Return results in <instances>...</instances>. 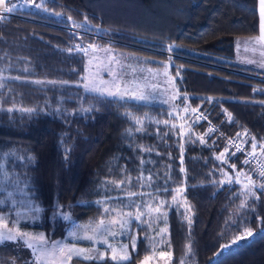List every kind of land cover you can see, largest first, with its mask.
Returning <instances> with one entry per match:
<instances>
[{
    "label": "trees",
    "instance_id": "16d2710c",
    "mask_svg": "<svg viewBox=\"0 0 264 264\" xmlns=\"http://www.w3.org/2000/svg\"><path fill=\"white\" fill-rule=\"evenodd\" d=\"M24 2L28 6L17 5L10 20L0 19V157L6 155L9 169L23 179L33 201L24 206L41 209L23 221L24 228L44 232L49 241L64 238L74 223L103 219L110 192L131 187L144 194L135 197L140 204L167 202L161 210L168 233L163 239L157 234L162 220L152 227L133 221L136 249L126 264L156 252L165 253L169 264H264V189L254 187L252 196L243 187L245 172L257 185L264 177L227 146L239 133L248 149L257 144L264 160V73L233 62L235 40L259 33L258 0H35L39 8ZM95 45L135 54L136 64L146 68L166 67L178 112L99 97L75 85L86 73L85 50ZM89 107L93 111H81ZM197 113L206 119L197 120ZM207 122L217 131L208 133ZM181 146L186 173L180 172ZM225 148L222 163L217 156ZM142 172L145 179L138 181ZM224 173L232 184L221 185ZM120 181L125 183L117 188ZM179 186L186 191L175 193ZM4 197L0 190V215L13 214L17 208ZM63 212L71 219L64 220ZM246 228L253 236L232 243ZM0 264H34V257L22 243L4 242Z\"/></svg>",
    "mask_w": 264,
    "mask_h": 264
},
{
    "label": "snow or ice",
    "instance_id": "6c2138e0",
    "mask_svg": "<svg viewBox=\"0 0 264 264\" xmlns=\"http://www.w3.org/2000/svg\"><path fill=\"white\" fill-rule=\"evenodd\" d=\"M32 3L35 5V7L39 8L41 5L35 4V0H32ZM17 5L16 4H9V0H0V12L3 13H13L16 11ZM259 10H260V36L258 38H253L257 39L258 42L264 43V0H259ZM59 15V14H57ZM69 20L72 18L69 17ZM76 27H83V24L80 25H75ZM171 47V46H170ZM109 51V50H106ZM109 75L113 76V81L109 82L107 80H96L95 78L88 79L86 83L83 84V87L86 92L89 93H95L99 97H104V98H118L123 100L126 96L129 99H134V100H145L146 97L143 94H137L135 92H129L127 89L121 90V85L117 83V77L116 74L109 71ZM19 79V77H17ZM36 83H41L40 81H36ZM255 91V90H254ZM175 98V97H173ZM261 103H264L262 101ZM9 111H12V109H9ZM31 111V110H28ZM82 112H91L93 111L92 107L89 108H82ZM193 111H196L193 109ZM229 119L231 120V114L229 113ZM206 117L198 116L197 120ZM135 123L137 125H142V120L141 118H134ZM164 123H167L165 121ZM175 127V125H173ZM181 128H183V125H181ZM142 128H137V131H141ZM215 131L214 128H209L208 133H211ZM205 133L204 135H201L198 137L199 142L201 144L207 143L205 140V136L208 134ZM245 135H247V131L245 130ZM183 135V133H181ZM240 134H237V137H239ZM253 141L255 140V137L252 138ZM230 144L235 147L237 152L244 151L239 144H237L235 141H230ZM262 154H264V144L259 145ZM256 149H257V144L252 143L251 144V152L248 153L249 156L252 158H255L256 155ZM144 151H151V149H142ZM67 151V150H66ZM229 152L228 148H225L223 152H221L218 156L217 159L221 160L222 163H227V160L225 158V154ZM230 155H235V152H231ZM31 159V158H29ZM144 161L141 160V164H143ZM244 164H249L250 160L245 159L243 161ZM183 165V147L181 146V168L180 172L181 173H186V169L182 166ZM171 167V166H169ZM230 167L233 169V171L236 170L235 164H231ZM226 180L220 181L221 185L224 183L232 184L234 181L233 179L227 174L224 173ZM259 175L261 177H264V165L261 166ZM240 173H237V178L235 180V183H240L239 179ZM171 179V177H168ZM138 181L145 179L143 172L141 173V176L137 178ZM147 181L149 182V186H151V181H152V175L149 174L147 176ZM245 179L247 180V183L243 185L245 191L247 194L255 196V192L253 191L254 187H259L260 189H264V183H260L259 185L256 184V181H254L250 175L245 174ZM128 182L130 183L131 180L129 178ZM125 181H120L119 183H116V187L119 188L122 184H124ZM143 186V185H141ZM160 189H158L159 191ZM163 191H168L167 187L162 189ZM177 194H182L184 191H186V186H179L176 189L173 190ZM9 196H11V193H8ZM138 195H144L143 193H137V192H132L128 191L126 193V196L128 198H133ZM151 198V194H148ZM186 199V198H185ZM172 201L173 203H178V198L177 195L172 196ZM0 203H3V201H0ZM15 203V202H13ZM97 203H101L100 201H97ZM166 201H160L158 205L154 206L152 204H145L143 205L144 208L147 209V212L141 210V205H135L136 211H128L126 213H117V216L119 219L114 217L113 219L109 221H105L104 219H100L98 223L95 224L94 227H90L89 225L85 226H79L77 231H73L70 233V235L76 239H86L89 241H92L97 244H104L107 245V250L110 251V259L111 261L114 262V264H126L130 260V253L128 251L129 245L128 244H121L118 247L112 245L109 242L108 237H115L117 233L113 231L112 226L113 225H119V228L121 229V232L119 233L120 235H124L125 232L130 231L132 221H137L140 224H147L148 227H152L153 224L156 221L162 220L165 223V227H158V235H161L163 239V235L168 233V228H167V213L162 212L161 208L166 206ZM31 204V202H30ZM245 203L242 202L241 207H244ZM58 208H62V205H57ZM41 211L40 207L38 206H32L31 207V212L34 213H39ZM105 213L109 211L108 208L104 209ZM113 211H115L113 209ZM20 213L17 212L16 216L20 217ZM55 215V213H54ZM62 218L64 220H70L71 215L67 212L61 213ZM145 216L148 217L147 220L143 219ZM31 219H36L35 216H31ZM185 219L188 220L189 225L191 224V218L188 216H185ZM20 221L19 219L9 221L6 219L4 215H0V243L4 242H22L23 245H25L28 249L32 250V254L34 256V264H49V257H54V256H59V264H66V262H71L73 259H80L84 261H94V260H104L107 251L106 252H101L99 251L98 248L92 247V248H80L76 247L75 245H68V244H61L59 241H52L51 242V247H49V240L48 237L45 235V233L40 232V233H34L30 231L24 230L22 227L19 226ZM90 228L91 235L88 234V230ZM79 231H83L84 235L81 237L78 235ZM254 234V230L252 228H246L242 234L237 235L233 237L232 243L239 242L240 240H246L249 237H252ZM129 239L131 241V247L134 250L136 247V242H137V237L136 236H129ZM224 247V246H222ZM161 255H165V253L161 252ZM147 260V258H145Z\"/></svg>",
    "mask_w": 264,
    "mask_h": 264
},
{
    "label": "rangeland",
    "instance_id": "374dc122",
    "mask_svg": "<svg viewBox=\"0 0 264 264\" xmlns=\"http://www.w3.org/2000/svg\"><path fill=\"white\" fill-rule=\"evenodd\" d=\"M19 7L28 6L27 2L16 0L15 3ZM237 41V40H236ZM237 43V42H236ZM238 48L241 51L239 57H244L245 60H248V64L255 67H246L243 63H241L236 57L233 58V62L235 65L240 68H248L261 73H264V70L259 69V66L264 67V47L257 40H250L246 38H242L238 40ZM109 50V51H106ZM86 57V73L82 77L81 81L76 83L80 87H83V84L87 82L88 79L95 78L97 81L100 79L107 80L109 82L113 81V76L109 75V71L116 74L117 83L121 85V90L127 89L129 92H135L137 94H143L146 99L145 100H136L148 102L151 104H159L169 107L170 111L173 114L178 112V106L176 104L177 95L175 93V88L173 87L171 77L167 73L166 67H161L159 69H152L149 67H143L142 65H137V55L131 54L124 51L115 50L111 47H98L97 45L92 46L85 50ZM144 60L143 58H139ZM258 67V68H256ZM84 88V87H83ZM85 90V89H84ZM175 97V98H173ZM129 99L127 96L125 97ZM134 100V99H132ZM196 110V109H195ZM196 111H193V114ZM249 175L248 172L244 173ZM22 178L19 177V174L11 169H9L8 158L6 155L0 157V190L5 193L4 202H10V206L13 205L17 208V211L12 214V212L3 214L6 219L9 221L19 219V226L22 227L26 231L40 233L42 231H36L31 228H24L23 221L30 220V214H34L28 210L29 208L24 206V203L28 202L31 204L33 201L30 199V195L27 192L26 186L22 184ZM22 186H21V185ZM128 191L137 192L136 190L129 187L126 192H123V188H119V192H110L109 195L105 198L104 207L108 208L109 211L106 213V216L103 218L106 222L116 217L117 213H126L128 211L135 212V205H141V210L147 212V209L143 207L145 204H151V201L147 199L144 200L143 204H140L135 197L128 198L126 193ZM11 193V196L8 195ZM121 193V194H120ZM117 194H120L119 197ZM15 202V203H13ZM182 205H184V201H181ZM26 209V210H25ZM113 209L115 211H113ZM30 213H29V212ZM162 211V210H161ZM19 212L20 217L16 216V213ZM146 220L147 216L144 217ZM99 222V221H98ZM89 224H80L74 223L71 228L68 230L64 238H58L53 241H59L61 244L75 245L80 248H98L101 252H106L107 255L105 258L110 257V251L107 250V245L97 244L92 241L86 239H76L70 235L71 232L77 231L79 226L89 225L90 227H94L96 223ZM133 222V221H132ZM160 221H156L154 225L159 226ZM160 227V226H159ZM113 231L117 233L115 237L109 236V242L114 246H119L121 244L129 245V253L131 257V241L129 239V233H132L137 237L136 229L132 226L130 231L125 232L124 235H120L121 229L119 225L112 226ZM132 230V231H131ZM135 232V233H134ZM44 233V232H43ZM88 234L91 235L90 228L88 230ZM46 235V234H45ZM78 235L81 237L84 235L83 231H79ZM127 238L124 240V238ZM51 242L49 241V247H51ZM22 243V242H18ZM23 244V243H22ZM136 249V247H135ZM31 250V249H30ZM32 251V250H31ZM34 257V256H33ZM60 257L54 256L49 257V264H59ZM72 262V261H71ZM71 262H66V264H71ZM140 264H169V257L165 255H161L160 252H156L146 259H143Z\"/></svg>",
    "mask_w": 264,
    "mask_h": 264
},
{
    "label": "built area",
    "instance_id": "2783aa9c",
    "mask_svg": "<svg viewBox=\"0 0 264 264\" xmlns=\"http://www.w3.org/2000/svg\"><path fill=\"white\" fill-rule=\"evenodd\" d=\"M14 16L13 13H3V12H0V19L1 20H4V21H8L10 20L12 17ZM198 116H202L204 117L203 113H197V117ZM200 120L204 121L205 119L204 118H201ZM207 125H208V128H214L215 131H217L218 127L217 125L211 123V122H207ZM230 141H235L237 144L240 145V147L244 150V151H240V152H237L235 147H233L231 144H230ZM227 146L232 149L235 153H239L241 154L245 159H249L250 160V163L249 164H246L247 166H249L250 168H252L253 170L257 171L259 173L260 171V168L262 165H264V160L260 159L257 155H255V158H252L251 156L248 155V153L251 152V149H248L246 147V145L237 137H230L228 140H227Z\"/></svg>",
    "mask_w": 264,
    "mask_h": 264
},
{
    "label": "crops",
    "instance_id": "0c3cea01",
    "mask_svg": "<svg viewBox=\"0 0 264 264\" xmlns=\"http://www.w3.org/2000/svg\"><path fill=\"white\" fill-rule=\"evenodd\" d=\"M258 10H259V0H258ZM260 36V10H259V33L256 35V36H254V37H241V38H237L236 40H235V46H234V51H235V57H236V59H238L241 63H243L244 65H246V67H255V66H251V64H248V60H245V58L244 57H239V55H240V53H241V51H239V48H238V45H237V43H238V40L239 39H242V38H246L247 40L248 39H252V40H257V39H253V38H258ZM258 41V40H257ZM237 42V43H236ZM262 45H263V47H264V43H261ZM256 68H258V67H256ZM259 69H262V70H264V67L263 66H259Z\"/></svg>",
    "mask_w": 264,
    "mask_h": 264
}]
</instances>
